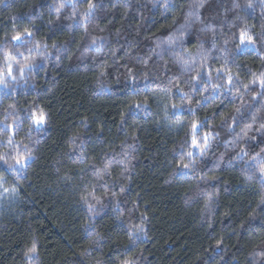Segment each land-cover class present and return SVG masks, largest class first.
Listing matches in <instances>:
<instances>
[{"label":"trees","instance_id":"1","mask_svg":"<svg viewBox=\"0 0 264 264\" xmlns=\"http://www.w3.org/2000/svg\"><path fill=\"white\" fill-rule=\"evenodd\" d=\"M6 53L0 264H264V0H0Z\"/></svg>","mask_w":264,"mask_h":264},{"label":"snow or ice","instance_id":"2","mask_svg":"<svg viewBox=\"0 0 264 264\" xmlns=\"http://www.w3.org/2000/svg\"><path fill=\"white\" fill-rule=\"evenodd\" d=\"M248 6L252 7L251 4H249ZM94 8H95V5L89 2L88 11L86 13V16L90 15ZM26 35L31 36L32 34L26 31ZM12 39L15 41H20L22 37L20 35H17V36H14ZM239 39H240V45L238 46V48H243L246 45H251L254 40L253 36H251L247 30L241 31ZM18 55H22V54H18ZM12 59H13V55L11 53L5 54V63L7 64L8 70L6 73L0 72V84H2L5 88L8 87V84H7L8 78L15 79V76L13 75L12 65L11 63H8ZM24 67L26 68L29 66L25 65ZM20 73H21V76H23L24 68L20 69ZM260 78H261L260 79L261 86L264 87V73L260 74ZM229 83H231L230 76H229ZM137 107H139V105H137ZM173 107H175V105H173ZM30 120H31L30 128H35L36 130H40L47 123L48 116H47V113L43 109H35L31 111L30 113ZM199 127L200 126L197 123H193L191 125V136H192L191 145H190L191 150L187 152V157L190 158V162L183 165L184 169H188L191 166V163L194 162L195 151H199V153L203 155L209 146V139H210L211 134L209 133L203 137H200ZM9 143H11V139L9 140ZM29 158H30V153H28L27 155L21 153L19 154L18 157L14 158L15 165L18 166L16 167L15 170L18 173L26 165L27 160ZM0 160H4L5 162H7V158L5 155H0ZM258 170L260 172L261 177L264 178V160L260 161ZM0 188L3 189L4 193H8L9 191V189L3 188L2 184H0ZM84 199H85V202H87V197H84ZM36 252H37L36 244L33 243L32 246L28 249L26 255L29 256V259H32L34 255L36 254ZM257 255H264V253H258ZM125 264H128V262H125Z\"/></svg>","mask_w":264,"mask_h":264}]
</instances>
